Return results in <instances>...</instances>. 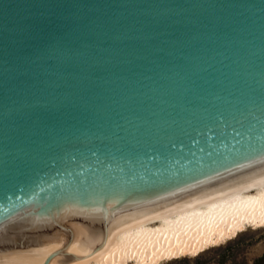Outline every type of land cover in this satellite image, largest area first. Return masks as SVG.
Instances as JSON below:
<instances>
[{"label":"water","instance_id":"obj_1","mask_svg":"<svg viewBox=\"0 0 264 264\" xmlns=\"http://www.w3.org/2000/svg\"><path fill=\"white\" fill-rule=\"evenodd\" d=\"M264 184V0H0V264Z\"/></svg>","mask_w":264,"mask_h":264},{"label":"bare ground","instance_id":"obj_2","mask_svg":"<svg viewBox=\"0 0 264 264\" xmlns=\"http://www.w3.org/2000/svg\"><path fill=\"white\" fill-rule=\"evenodd\" d=\"M264 227V184L182 213L114 233L87 264H158L196 255Z\"/></svg>","mask_w":264,"mask_h":264},{"label":"rangeland","instance_id":"obj_3","mask_svg":"<svg viewBox=\"0 0 264 264\" xmlns=\"http://www.w3.org/2000/svg\"><path fill=\"white\" fill-rule=\"evenodd\" d=\"M158 264H264V227L246 228L196 255L165 259Z\"/></svg>","mask_w":264,"mask_h":264}]
</instances>
